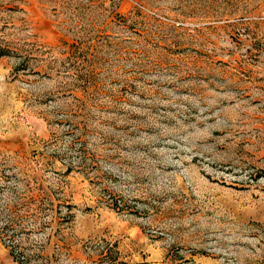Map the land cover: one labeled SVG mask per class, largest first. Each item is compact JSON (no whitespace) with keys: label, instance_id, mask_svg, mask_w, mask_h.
I'll return each mask as SVG.
<instances>
[{"label":"rangeland","instance_id":"1","mask_svg":"<svg viewBox=\"0 0 264 264\" xmlns=\"http://www.w3.org/2000/svg\"><path fill=\"white\" fill-rule=\"evenodd\" d=\"M0 264H264V0H0Z\"/></svg>","mask_w":264,"mask_h":264}]
</instances>
